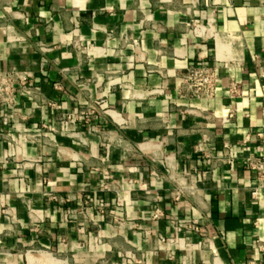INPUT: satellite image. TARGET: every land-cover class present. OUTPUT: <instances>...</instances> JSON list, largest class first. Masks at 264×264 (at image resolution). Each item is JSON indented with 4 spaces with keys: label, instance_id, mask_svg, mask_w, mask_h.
Returning <instances> with one entry per match:
<instances>
[{
    "label": "crops",
    "instance_id": "0c3cea01",
    "mask_svg": "<svg viewBox=\"0 0 264 264\" xmlns=\"http://www.w3.org/2000/svg\"><path fill=\"white\" fill-rule=\"evenodd\" d=\"M0 71V264H264V0H0Z\"/></svg>",
    "mask_w": 264,
    "mask_h": 264
},
{
    "label": "built area",
    "instance_id": "2783aa9c",
    "mask_svg": "<svg viewBox=\"0 0 264 264\" xmlns=\"http://www.w3.org/2000/svg\"><path fill=\"white\" fill-rule=\"evenodd\" d=\"M112 34L108 33L111 38ZM124 35L123 40H128ZM181 84L178 88V94L181 98L187 99H211L217 94V68L208 64H195L181 70ZM15 83L14 76L10 72L0 71V102L11 103L14 101ZM236 93V90H232ZM99 111V106L93 104L86 110L78 113H68L67 117L71 120H77L80 116L90 121L91 117ZM248 167L255 174V192L264 188V153L254 154L247 158ZM179 196V193L176 197Z\"/></svg>",
    "mask_w": 264,
    "mask_h": 264
}]
</instances>
